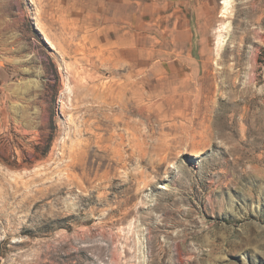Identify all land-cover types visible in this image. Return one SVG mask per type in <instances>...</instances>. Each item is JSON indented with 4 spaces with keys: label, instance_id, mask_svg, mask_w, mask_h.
<instances>
[{
    "label": "rangeland",
    "instance_id": "374dc122",
    "mask_svg": "<svg viewBox=\"0 0 264 264\" xmlns=\"http://www.w3.org/2000/svg\"><path fill=\"white\" fill-rule=\"evenodd\" d=\"M262 17L0 0V264H264Z\"/></svg>",
    "mask_w": 264,
    "mask_h": 264
},
{
    "label": "bare ground",
    "instance_id": "6f19581e",
    "mask_svg": "<svg viewBox=\"0 0 264 264\" xmlns=\"http://www.w3.org/2000/svg\"><path fill=\"white\" fill-rule=\"evenodd\" d=\"M226 5H227V4H226ZM226 7H227V6H225V9H226ZM253 20H254V17H253ZM263 20H264L263 17L259 19L260 22H264ZM259 21H258V22H259ZM250 22H251V21H250ZM248 23H249V21H248ZM259 24H260V23H259ZM259 34H260V33H259ZM220 43H221V42H220Z\"/></svg>",
    "mask_w": 264,
    "mask_h": 264
}]
</instances>
